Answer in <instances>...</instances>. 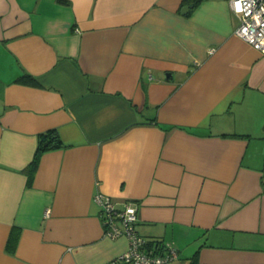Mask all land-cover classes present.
Returning <instances> with one entry per match:
<instances>
[{
  "label": "crops",
  "instance_id": "crops-1",
  "mask_svg": "<svg viewBox=\"0 0 264 264\" xmlns=\"http://www.w3.org/2000/svg\"><path fill=\"white\" fill-rule=\"evenodd\" d=\"M237 25L229 0H0V264L124 252L97 191L170 264H264V53Z\"/></svg>",
  "mask_w": 264,
  "mask_h": 264
},
{
  "label": "built area",
  "instance_id": "built-area-1",
  "mask_svg": "<svg viewBox=\"0 0 264 264\" xmlns=\"http://www.w3.org/2000/svg\"><path fill=\"white\" fill-rule=\"evenodd\" d=\"M230 8L238 17L234 34L261 53H264V0H229ZM103 232L110 238L124 235L127 249L104 264H170L176 258L175 247L161 240L150 242L135 230L137 209L132 203L117 207L111 198L95 192Z\"/></svg>",
  "mask_w": 264,
  "mask_h": 264
},
{
  "label": "trees",
  "instance_id": "trees-1",
  "mask_svg": "<svg viewBox=\"0 0 264 264\" xmlns=\"http://www.w3.org/2000/svg\"><path fill=\"white\" fill-rule=\"evenodd\" d=\"M199 0H195V2H197ZM19 82H31L34 83L35 80L34 78L27 73H24L22 75V77L18 80ZM62 145L61 140L59 139V136L57 134V132L55 131V129H49L47 131H44L42 133L38 134V141H37V146H36V150L34 153V156L29 164V167L27 168V173L29 175L32 174V171L34 170L38 157L39 155L48 149H52V148H58ZM261 187L262 190H264V179H261ZM148 242L152 241L147 239ZM158 241V240H156Z\"/></svg>",
  "mask_w": 264,
  "mask_h": 264
},
{
  "label": "water",
  "instance_id": "water-1",
  "mask_svg": "<svg viewBox=\"0 0 264 264\" xmlns=\"http://www.w3.org/2000/svg\"><path fill=\"white\" fill-rule=\"evenodd\" d=\"M189 5H184L182 8H181V13L185 14L187 13V11L189 10Z\"/></svg>",
  "mask_w": 264,
  "mask_h": 264
}]
</instances>
